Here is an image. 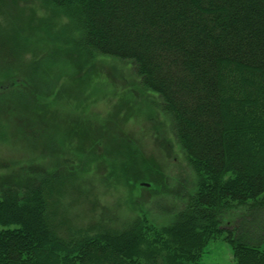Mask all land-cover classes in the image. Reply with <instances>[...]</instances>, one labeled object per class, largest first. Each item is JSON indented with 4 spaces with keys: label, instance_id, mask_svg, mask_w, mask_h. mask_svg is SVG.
Listing matches in <instances>:
<instances>
[{
    "label": "trees",
    "instance_id": "16d2710c",
    "mask_svg": "<svg viewBox=\"0 0 264 264\" xmlns=\"http://www.w3.org/2000/svg\"><path fill=\"white\" fill-rule=\"evenodd\" d=\"M51 1L71 10L91 51L133 62L160 95L198 190L160 228L141 218L78 227L63 206L67 176L34 164L5 175L11 163L0 159V264H200L223 232L237 264H264V229L221 226L238 206L264 207V0ZM0 49L11 50L1 33ZM138 164L129 177L156 178Z\"/></svg>",
    "mask_w": 264,
    "mask_h": 264
},
{
    "label": "rangeland",
    "instance_id": "374dc122",
    "mask_svg": "<svg viewBox=\"0 0 264 264\" xmlns=\"http://www.w3.org/2000/svg\"><path fill=\"white\" fill-rule=\"evenodd\" d=\"M0 33L11 46L8 56L0 49V159L11 163L5 175L34 164L67 176L63 206L73 226L172 223L200 176L135 64L91 51L71 10L51 0H0ZM32 125L41 136L22 132ZM136 163L156 167V178L129 177ZM239 224L263 230L264 207L238 206L221 226ZM226 236L207 244L200 264H237Z\"/></svg>",
    "mask_w": 264,
    "mask_h": 264
},
{
    "label": "water",
    "instance_id": "95a60500",
    "mask_svg": "<svg viewBox=\"0 0 264 264\" xmlns=\"http://www.w3.org/2000/svg\"><path fill=\"white\" fill-rule=\"evenodd\" d=\"M142 184H146V185H149L148 183H146V182H143Z\"/></svg>",
    "mask_w": 264,
    "mask_h": 264
}]
</instances>
